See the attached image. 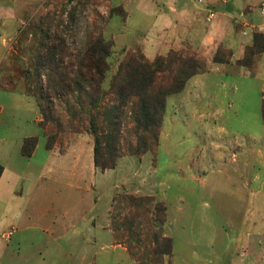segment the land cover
I'll use <instances>...</instances> for the list:
<instances>
[{
  "label": "rangeland",
  "instance_id": "374dc122",
  "mask_svg": "<svg viewBox=\"0 0 264 264\" xmlns=\"http://www.w3.org/2000/svg\"><path fill=\"white\" fill-rule=\"evenodd\" d=\"M99 36L105 89L130 56L169 62L160 128L126 118L110 149L75 104ZM188 59L205 71L187 79ZM263 101L264 0H0V197L23 193L21 264H264Z\"/></svg>",
  "mask_w": 264,
  "mask_h": 264
},
{
  "label": "trees",
  "instance_id": "16d2710c",
  "mask_svg": "<svg viewBox=\"0 0 264 264\" xmlns=\"http://www.w3.org/2000/svg\"><path fill=\"white\" fill-rule=\"evenodd\" d=\"M111 14L114 15L117 12L113 10ZM113 47L112 41H106L101 36L90 45L87 52L90 56L88 74L87 77H83V74L80 75L84 78L86 85L81 86L78 84L77 91L79 93H77L79 97L76 99L78 103H81L83 100L80 93L82 91L88 93L87 104L82 106L83 103H75L78 108L80 107L81 115L86 112L88 116L85 118L96 134L105 131L103 135L107 139L108 144L105 146L108 149L111 146L119 145L126 128V118L131 119L136 134L142 131L154 135L156 129L160 128L164 107L163 98H161L160 91L155 92L154 89L157 84L156 75L161 73L164 68L166 69L168 67L167 63H169L166 62L164 65V62L160 60L148 63L144 58L130 56L121 63L117 73L111 76L108 87L105 89L104 83L107 81V74L111 69L108 59L113 55ZM173 61H175L174 58ZM216 62L222 63L217 60ZM184 66L182 74L186 75L187 79L205 71V64L199 67L197 62L195 60L191 61V59L185 60ZM110 97H113L112 100ZM87 107L88 109H85ZM47 114H43L45 118L42 124L45 123L46 117L52 118L49 115L50 113ZM262 118L264 120V101L262 103ZM37 144V138L25 139L22 154L27 158L32 157ZM47 148L48 150L51 149L50 144H47ZM96 165L101 167L98 160ZM113 167L114 163H111V165H105L101 168L106 170ZM3 172L4 169L0 167V178Z\"/></svg>",
  "mask_w": 264,
  "mask_h": 264
},
{
  "label": "crops",
  "instance_id": "0c3cea01",
  "mask_svg": "<svg viewBox=\"0 0 264 264\" xmlns=\"http://www.w3.org/2000/svg\"><path fill=\"white\" fill-rule=\"evenodd\" d=\"M231 44H232V48H235V45H233V41H231ZM237 53H239L238 59L241 58V56L243 55V52L236 45L235 54H237ZM259 65H260V62L258 63L256 69H258ZM221 66H224V65H221ZM255 71H257V70H255ZM197 78H199V77H197ZM194 80H196V78ZM224 84L225 83H223V85ZM1 108H2V106H1ZM2 111H3V109H2ZM2 111H1V113H2ZM24 140H25V138H24ZM33 156H34V154H33ZM5 173H6V168H4V172H3V175H2L1 180H0V186L2 184L3 177H4ZM22 194H23L22 190L21 191L14 190L13 188H10L7 186L6 195L4 197H2V196L0 197V200H1V202H0V207H1V220H0V224H1L0 226L1 227H0V229L2 228L4 231L2 234V238L5 242L4 245H2L0 243V264H21V262L24 260L22 254H21V251L23 249V245H21L20 242L18 243V245H11L14 237L21 230L23 231L26 229L27 230L32 229V228L19 229L20 224H21V219H22L21 218L22 217L21 216L22 209L20 207H18V204H19L18 201L20 199H22V196H23ZM106 218L107 219L102 223L101 226L95 225L96 220H94V222H92V224L94 225L95 228H98V231H100V233L105 232L109 236H107L105 234L99 235V238H95V240H93L92 238H88L87 240H84L85 245L95 243V242H97L96 240H100V242H103L105 240V236H107V241H112V243L114 245L113 231L109 227L110 223H109L108 217H106ZM5 229H6V231H5ZM73 229L76 230L75 227H73ZM92 229H93V227H92ZM63 230H65V229H63ZM72 238L73 237H71V238L69 237L68 240L72 239ZM75 238H77V236ZM54 242L56 243L55 240H54ZM34 264H36V262ZM37 264H39V262H37Z\"/></svg>",
  "mask_w": 264,
  "mask_h": 264
}]
</instances>
